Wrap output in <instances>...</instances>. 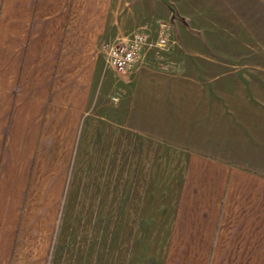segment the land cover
Here are the masks:
<instances>
[{
  "label": "crops",
  "instance_id": "crops-1",
  "mask_svg": "<svg viewBox=\"0 0 264 264\" xmlns=\"http://www.w3.org/2000/svg\"><path fill=\"white\" fill-rule=\"evenodd\" d=\"M163 6L0 0V264H264V97L105 66Z\"/></svg>",
  "mask_w": 264,
  "mask_h": 264
},
{
  "label": "rangeland",
  "instance_id": "rangeland-1",
  "mask_svg": "<svg viewBox=\"0 0 264 264\" xmlns=\"http://www.w3.org/2000/svg\"><path fill=\"white\" fill-rule=\"evenodd\" d=\"M169 1L176 7L178 19L171 18V11L163 6V16L159 17L166 24L170 45L163 51L148 52L156 56L150 69L162 76L179 77L188 63L190 67L221 75L227 98L240 95L247 103L255 96L263 98L264 0ZM177 54L184 57L175 59ZM131 73L115 76L113 80L123 84ZM111 93L110 89L102 91L106 103V96ZM185 98L180 95V102ZM242 113L252 110L245 106Z\"/></svg>",
  "mask_w": 264,
  "mask_h": 264
},
{
  "label": "built area",
  "instance_id": "built-area-1",
  "mask_svg": "<svg viewBox=\"0 0 264 264\" xmlns=\"http://www.w3.org/2000/svg\"><path fill=\"white\" fill-rule=\"evenodd\" d=\"M165 31L166 24L158 21L155 36L151 35L148 23L142 24L129 35L115 36L112 41L102 45L105 66L117 76L134 71L148 52L163 51L170 45V37Z\"/></svg>",
  "mask_w": 264,
  "mask_h": 264
},
{
  "label": "water",
  "instance_id": "water-1",
  "mask_svg": "<svg viewBox=\"0 0 264 264\" xmlns=\"http://www.w3.org/2000/svg\"><path fill=\"white\" fill-rule=\"evenodd\" d=\"M158 1H160L171 11L173 19H178L176 7L169 0H158Z\"/></svg>",
  "mask_w": 264,
  "mask_h": 264
}]
</instances>
